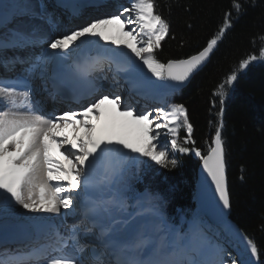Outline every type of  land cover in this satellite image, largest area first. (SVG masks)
Returning <instances> with one entry per match:
<instances>
[{"label":"snow or ice","instance_id":"6c2138e0","mask_svg":"<svg viewBox=\"0 0 264 264\" xmlns=\"http://www.w3.org/2000/svg\"><path fill=\"white\" fill-rule=\"evenodd\" d=\"M155 9L154 0H130V6L119 14L95 19L60 37L50 38L46 41L47 48L52 50L50 55L58 56L69 53L73 46L75 50L89 43V37L111 39L113 44H123L128 51L121 48L117 52L101 46L94 61L76 66L78 77L86 78L105 64L109 68L115 64L118 71L144 76L145 86L154 84L144 74L145 68L160 81H186L207 61L232 27V10L238 18L243 5L233 0L232 10L224 13L218 31L197 54L167 63L160 62L155 51L168 36L169 23ZM127 25L135 27L126 31ZM110 31L130 39L117 40L105 35ZM33 39L30 34L15 30L9 38L0 39V53L8 47H27ZM48 59L47 55L41 57L39 63L30 64L28 71H35ZM258 59V55L248 54L218 85L214 95L220 98L219 119L206 154L199 148L184 146L195 145V141L191 139L193 125L183 104L138 112L131 106L121 110L118 94L111 98L103 95L81 113L66 111L57 116L44 113L38 107L33 89L24 79H0V212L6 213L19 205L30 213L62 214V210H71L81 216L66 232L54 229L34 244L0 252V264H238L236 257L225 259L229 256L227 250L207 235L200 222L193 221L186 231L169 226L154 203L157 199L154 194L132 193L122 169H111L98 178V168L102 161L113 157L136 162L140 157H147L157 165L175 168L177 161L169 159V150L158 147L164 135L170 137L172 150L194 152L200 157L223 208H230L222 136L224 99L238 79V71L247 69ZM13 62L28 63L25 60ZM106 103L112 106L111 124L97 139L93 134L103 123L102 108ZM181 128L186 135L183 143H178ZM132 132L136 133L134 137ZM53 144L58 156L53 152ZM101 185L105 194L98 197L94 193ZM130 199L136 201L135 215L127 211ZM145 204L149 205L148 212L156 217L154 225L151 229L147 225L133 227L137 217L145 214ZM125 227L131 231L121 239ZM85 234L93 236L95 243H84ZM244 240L245 252L239 264H264L257 244L247 237Z\"/></svg>","mask_w":264,"mask_h":264},{"label":"trees","instance_id":"16d2710c","mask_svg":"<svg viewBox=\"0 0 264 264\" xmlns=\"http://www.w3.org/2000/svg\"><path fill=\"white\" fill-rule=\"evenodd\" d=\"M154 2L156 12L169 23V34L156 50V57L167 62L189 57L205 47L223 23L224 13L232 10L233 0ZM239 2L243 10L238 18L232 10V27L218 42L210 62L176 94L175 101L185 106L193 125L191 139L195 145L184 146L199 148L206 154L219 119L220 98L214 95L218 85L248 54L258 55L256 62L238 71V79L228 89L223 105L222 136L229 180L230 220L257 244L260 260L264 261V56H261L264 52V0ZM185 135L182 134V139ZM174 154L175 168L129 167L125 180L136 195L143 191L154 194L157 198L154 202L168 218L179 222L181 214L191 217L197 213L195 183L200 159L191 152L174 150ZM169 159L173 158L169 156Z\"/></svg>","mask_w":264,"mask_h":264},{"label":"rangeland","instance_id":"374dc122","mask_svg":"<svg viewBox=\"0 0 264 264\" xmlns=\"http://www.w3.org/2000/svg\"><path fill=\"white\" fill-rule=\"evenodd\" d=\"M75 1V0H74ZM115 0H107V1H103V4H98V5H90V6H83V9H82V11L80 12V14H79V16H78V18H72V21H74L75 20V23H73V22H70L69 24L67 23L69 20L67 19V15L65 14V18L67 19L66 20V22L64 21V19L62 18V15L60 14V8H59V6L58 5H55L53 2V0H41V2H44V9L45 10H50L51 8H53L52 9V13H50L49 15H47V16H45V15H43V16H45V18H46V21L48 20V22H49V24H50V29L47 31V32H45V33H43V34H39V33H36L34 30H31V31H23V30H21L19 27H18V23H19V21H21L22 20V18L24 17V16H20V17H18L17 18V16L18 15H16V11H14L15 12V15H13L14 13H11V17H8V14H9V12H8V10H5L4 8H1L0 9V20H1V23L0 24H2V25H0V27L2 28V29H0V39H5V38H9V36H11V33L13 32V31H15V30H20V31H23V32H25V33H28V34H30L31 36H33V37H35L36 35H38L39 37L41 36V38H45V37H48V35H56L57 36V33H55V32H60V28L62 27V25H63V27H62V30H64V31H66V29L65 28H67V26L68 25H73V24H75V25H78V26H74V27H72V28H70V29H68V30H72V29H74V30H76V29H78V28H80V27H82L84 24H82L83 22H84V20L87 18V17H89V16H91L92 14H97V13H100V12H102V11H108L109 13H112L114 10L112 9L113 7H111L110 5H112L111 3L112 2H114ZM121 1V3H124L125 2V0H120ZM117 3H120V2H117ZM109 5L108 7H103L104 5ZM130 4V3H129ZM53 5V6H52ZM56 7H55V6ZM58 6V7H57ZM130 6V5H129ZM57 8V9H56ZM5 10V11H4ZM1 11H4V12H1ZM120 11L121 10H117L116 11V13L117 14H119L120 13ZM56 12V13H55ZM108 13V14H109ZM10 15V14H9ZM58 15V16H57ZM29 16V15H28ZM13 17V18H12ZM16 17V18H15ZM22 17V18H21ZM122 19H124V17H121ZM16 19V20H15ZM19 21H18V20ZM8 21H10V22H8ZM17 21V22H16ZM65 22V23H64ZM4 25H7V26H4ZM67 25V26H66ZM7 27V28H6ZM132 27H135L134 25H127L126 26V31L127 30H130ZM4 28H6V30L4 29ZM69 28V27H68ZM5 30V31H3L2 32V30ZM67 30V33H69V32H71V31H68ZM74 30H72V31H74ZM2 32V33H1ZM50 32V33H49ZM54 32V33H53ZM8 33V34H7ZM61 34V33H60ZM62 35H64V34H62ZM62 35H60V36H62ZM105 35H108V36H110V37H112V38H114V39H117V40H119V39H130V38H128V37H121V36H119V35H117L114 31H110V32H106L105 33ZM37 36V37H38ZM60 36H58V37H60ZM167 37V36H166ZM165 37V38H166ZM46 39V38H45ZM90 42L89 43H86V44H84V45H81V47L80 48H78V49H75V50H73L74 48H75V46H73V48H70L69 49V53H67V54H62V55H50V53L52 52V50H50V53H45V56L47 55L48 57H49V59H48V62L46 63L48 66H50V68H45V70L43 69L44 68V65H40V67H39V69H40V72H41V75L40 76H37V75H35L34 73L32 74V76L33 77H35V79L37 80V82L39 81V85H42L43 83H44V78L42 79V77L44 76V75H48V73H49V69H51V67H52V64L54 63V61H56V60H61V61H65L66 59H69V58H72L73 56H78V54H79V52H81L82 51V49L83 48H89V49H91V48H93L94 47V49H99L102 45H104V46H107V47H110V48H112V49H115L117 52L121 49V48H124L125 50H127L126 49V47L123 45V44H113L112 42H111V39L110 40H108V41H105V40H102V39H99V38H97V37H89V38H87ZM162 42V41H161ZM77 43H79V42H77ZM89 46H92V47H89ZM15 48H17V47H8L7 49L8 50H11V51H13ZM160 48V47H159ZM158 48V49H159ZM17 50V49H16ZM157 50V49H156ZM73 55V56H72ZM155 55H156V51H155ZM43 57V56H42ZM64 58V59H63ZM157 58V57H156ZM158 59V58H157ZM159 60V59H158ZM160 62H162V63H166V62H163V61H161V60H159ZM39 62H40V59H39ZM38 62V63H39ZM48 72V73H47ZM130 73V72H129ZM131 75H132V77L134 78V79H136L135 77H137L138 79H140V80H143L144 79V76H136V75H134L133 73H130ZM144 74L146 75V77L147 78H150L152 81H154V84L153 85H151V86H154V87H158L156 84H155V81H156V79L154 80L151 76H149V74L147 73V72H145V70H144ZM150 75H152V74H150ZM145 90H148V89H145ZM150 90H152V89H150ZM163 90V87H161V88H158L157 90L155 89V90H153L152 92L154 93V97H156L157 98V106H156V108H159V107H165V108H167V107H169V106H171V105H174V104H177V103H175L174 101H173V98H174V94L173 95H171V94H167V93H165V94H167V95H169V96H167V95H162L161 93H164V91H162ZM150 94V93H149ZM105 95V94H104ZM100 96H103V94H101V95H99L98 97H100ZM112 96H114V95H112ZM97 97V98H98ZM111 98V97H110ZM135 98V97H134ZM160 99H162V101L160 100ZM139 99H137V102H138V104H139V101H138ZM160 100V101H159ZM145 103H147V105H150V103H152V101H151V99L150 98H148V100H143ZM128 103H129V101H126V104L125 105H123V106H121V110H123L124 109V107L125 106H127L128 105ZM130 104V103H129ZM146 105V106H147ZM128 106H131V107H134V105H128ZM135 108V107H134ZM136 109V108H135ZM145 109V107H143L142 109H140L139 108V106H138V112H140V111H142V110H144ZM146 112V111H145ZM148 112H150V111H148ZM156 114L155 113H153V116H155ZM79 119V118H78ZM110 124H111V118L108 116V113L106 114V113H104V116H103V123L102 124H100V125H98V127H97V130H96V132L93 134L94 135V137H96V134H98V131H100L101 133V136L107 131V129H108V127L110 126ZM103 132H102V131ZM67 131L68 132H70V131H72L71 130V128H68L67 129ZM83 129H81V134H83ZM183 133H185L186 134V131L183 129V128H181V130H180V134H179V138H178V141H180V142H182L184 139H182V134ZM131 135L134 137L135 135H136V133L135 132H132L131 133ZM169 139H170V137H167V136H164V135H162L161 137H160V141H159V145H158V147H163V148H165V149H168L169 150V156H171L172 158H175V154H174V152H173V150L170 148V145H169ZM183 143V142H182ZM202 153V152H201ZM191 154L196 158V159H200V157H198V156H196L195 154H194V152H191ZM133 156H135V155H137V154H135V153H133L132 154ZM114 159H115V161H114V163H112L113 165H112V167H110V168H108V167H104L103 166V168L101 169V171L99 170L98 171V173H99V177L98 178H102L103 177V175L106 173V172H108L109 170H111V169H122L123 171H124V173L126 172V170H128L129 169V167H132L133 169H135V168H141V170L142 169H149L150 167L152 168V165H153V167L155 166V168L156 169H158V167H160L161 165H157L155 162H153V161H151L149 158H147V157H140V160H139V162H136V161H131V160H127V159H125V158H122V157H114ZM141 174V173H140ZM66 184H67V182H66ZM101 187L103 188V185H101ZM103 190H104V188H103ZM142 193H144V192H142ZM147 193V192H146ZM104 194H105V190H104ZM148 194V193H147ZM131 200V199H130ZM128 205H129V207H128V209H127V211L128 212H130V213H132L133 215H135L136 214V211H137V209H136V207H135V205H136V201L135 200H131V202L130 201H128ZM148 209H149V205L148 204H145L144 205V211H145V215H143V217L146 219V220H150V216L148 215L149 214V212H148ZM158 209H159V213H160V215L163 217V219H165L166 220V222H167V224L169 225V226H171V227H174V228H179V229H181V230H187L189 227H190V225L192 224V222L193 221H198V222H200L203 226H204V228H205V231L207 230V219L206 220H201L200 219V217H199V214L200 213H198V215H195V216H193V218H186V217H181L180 219H179V221H180V224L179 225H175L174 223H172L171 221H169L167 218H166V216H165V214H164V212L158 207ZM70 212H72V211H69V213ZM77 213H78V211H77ZM71 215H73V214H71ZM60 216L61 215H59V218H60ZM165 216V217H164ZM21 217H23V218H21ZM139 217V216H138ZM137 217V218H138ZM28 217H27V210H24V209H22V208H16V205L13 207V208H11V209H9L6 213L5 212H0V231H4L6 228V226H11V225H16V226H18V225H20V224H22V221H27L28 222V224L29 223H31L33 220V217H32V219H27ZM57 218H58V215H57ZM59 218H58V220H59ZM24 219V220H23ZM80 220V219H79ZM21 221V222H20ZM35 221V220H34ZM32 222L31 224H29V228H31V230H34V225H35V223H36V221L35 222ZM155 223V222H154ZM223 231H226V234H223L224 236H225V238L227 239H229L230 241H232L233 242V248H234V252H232V251H230L229 252V258L227 259V260H229V259H231V257H236L237 258V262H238V264H239V259H240V256H241V254H243L244 252H245V240L241 237V235L237 232V230H236V228L235 227H233L234 226V224H233V226L231 225V223H225V224H223ZM3 230H2V229ZM126 228V227H125ZM124 228V229H125ZM124 229H123V231H124ZM210 238L211 237H214L212 234H209L208 235ZM212 239V238H211ZM227 239V240H228ZM225 248H226V246H225Z\"/></svg>","mask_w":264,"mask_h":264},{"label":"bare ground","instance_id":"6f19581e","mask_svg":"<svg viewBox=\"0 0 264 264\" xmlns=\"http://www.w3.org/2000/svg\"><path fill=\"white\" fill-rule=\"evenodd\" d=\"M69 1H72V3H73V1L74 0H69ZM107 1V0H106ZM58 3H56V2H54V4L55 5H58L59 6V8H60V10H62L63 8H65V7H61L60 5H63L64 3H65V5L67 6V4L69 3L68 2V0H58L57 1ZM74 3H77V2H75L74 1ZM130 4H128L127 6H129ZM0 6H3L2 8H4L5 10H8V12H9V14H8V17H11V13H14L13 15H15V12L14 11H16V15H18L17 16V18L18 17H20V16H24L23 18H22V20L21 21H19L18 19V21H19V23H18V27L21 29V30H23V31H31V30H34L36 33H39V34H43V33H45V32H47L49 29H50V24H49V22H48V20L46 21V18H45V16H47V15H49L50 13H52V9L53 8H51L50 10H45L44 9V2H41V0H0ZM57 6V7H58ZM56 7V6H55ZM1 9V8H0ZM57 9V8H56ZM83 9V8H82ZM4 10V11H5ZM81 10V9H80ZM75 11V12H73V13H68V14H66L67 15V19L69 20L67 23L69 24L70 22H73V23H75V20L74 21H72V18H78V16H79V14H80V12L81 11ZM4 11H1V12H4ZM29 15V16H28ZM43 15H45V16H43ZM13 18V17H12ZM16 18V17H15ZM16 20V19H15ZM8 22H10V21H8ZM17 22V21H16ZM0 23H1V20H0ZM0 25H2V24H0ZM75 27L76 26H78V25H75V24H73ZM73 25H66L67 26V28H65L66 29V31L68 30V29H70V28H72V27H74ZM4 26H7V25H4ZM8 27V26H7ZM6 27V28H7ZM69 27V28H68ZM6 28H4L5 30H6ZM0 29H2L1 27H0ZM2 30V32L3 31H5V30ZM72 30H74V29H72ZM72 30H68V31H72ZM50 33V32H49ZM8 34V33H7ZM10 37V36H9ZM41 37V36H40ZM39 40V36L37 37V36H35L34 37V39L32 40V42H37ZM102 46H104V45H102ZM28 47V46H27ZM89 47H92V46H89ZM104 47H107V46H104ZM17 49V50H16ZM95 51H98L99 53H100V51H101V47L99 48V49H97V50H95L94 49V47L93 48H91V49H89V48H83L82 49V51L79 53V55L78 56H73L72 58H69V59H66L65 61L63 60V61H60V62H57L58 60H56L54 63L55 64H57L58 63V65H55V66H66V67H70L71 65H75V64H78V62L80 61H78V59L80 58V59H82V58H85V57H88V56H90L93 52H95ZM125 51H128V50H125ZM93 55V54H92ZM25 56V53L23 52V49H21L20 50V47H17V48H15L13 51H11V50H8L7 48L3 51V53H0V74L1 73H3V72H5V70H7V69H9L10 68V64H13L14 62V60H16L17 58H19V57H21V58H25L24 57ZM64 59V58H63ZM60 60V59H59ZM13 62V63H12ZM54 63H53V65H54ZM26 66H28V63H27V65ZM48 66H47V64H45L44 65V70H45V68H47ZM99 69H103V66L101 67V68H99ZM98 69V70H99ZM145 70V72H147L148 74H149V76H151L152 78L154 77V76H152V75H150L151 73L150 72H148L147 71V69L145 68L144 69ZM36 71H37V73H39L40 75H41V72H40V69L38 68V69H36ZM43 75V74H42ZM41 75V76H42ZM27 76V75H26ZM136 79L134 80V83L138 86V89H139V91L141 90V89H143V90H145V89H148L147 91H153V90H157L158 88H161V87H163V84H164V81H160V80H158L156 77H154L153 79L155 80L156 79V81H155V84L158 86V87H154V86H145L143 83H142V81L143 80H140V79H138L137 77H135ZM31 79H34V78H31ZM150 89H152V90H150ZM111 91V90H110ZM114 91V90H113ZM138 91V90H137ZM165 92V91H164ZM97 93H99V91L97 92ZM96 93V94H97ZM149 93V92H148ZM147 93V94H148ZM141 94H145L144 96H140L139 97V95H134V99H139L138 101H139V108L140 109H142L143 107H145L146 105H147V103H145L143 100H148V96L149 95H147L146 93H141ZM106 95H109L110 97H112V94H110V92H107V94ZM93 97V96H92ZM122 97V96H121ZM34 98V97H33ZM125 99L124 100H122L121 101V106H123V105H125L126 104V101H129V102H131V99L129 98V97H124ZM129 104V103H128ZM138 106H137V108L135 109L134 107H132V108H134L135 110H137V111H139L138 110ZM49 111H51V109L49 110ZM102 111H103V113H108V116L111 118V116H112V106L111 105H109V104H105L104 106H103V108H102ZM77 113H81L82 111H76ZM46 113V112H45ZM78 118H79V116H78ZM70 128V127H69ZM102 131V130H101ZM103 132V131H102ZM69 133V136H70V138H71V136H72V131H70V132H68ZM101 132L100 131H98V134H96V137L95 138H97V139H99L100 137H101V134H100ZM52 148H53V152H54V154L55 155H59V152H57L56 151V145L55 144H53L52 145ZM60 151H63L62 149L60 150ZM60 159L61 160H63V157H60ZM114 161H115V159H114V157L113 158H111V159H109V160H105V161H102L101 162V164H100V166H99V168H98V171L100 170L101 171V169L103 168V166L105 167H108V168H110V167H112V163H114ZM66 163V162H65ZM66 182L67 181H64V183L66 184ZM97 192H99L100 193V195L99 196H101V195H104V190H103V188L102 187H100V189L97 191ZM98 193V194H99ZM16 208H20V206L19 205H16ZM69 211H71V210H62V214H47V213H40V214H36V213H30V212H27V217L29 218V219H32V217H33V221L35 220L36 221V223H35V225H34V230H31V228H29V224H31V223H29L28 224V222L27 221H22V224H20V225H18V226H16V225H11V226H6L5 228V230L4 231H0V240L1 239H3V238H8V239H10L11 237L13 238V240H17V239H19V238H24V237H30V238H32L33 239V237H39V235H42L45 231H52V230H65V228H66V226H65V224L61 221V217H63L64 216V214H67L68 216H70L71 218L73 217L74 219H72V221L74 220V221H76L75 222V224L76 223H78L79 222V219H81V218H79V217H77L76 215V213H73V212H70L69 213ZM66 212V213H65ZM71 214H73V215H71ZM57 215H58V218H59V215H61L60 216V218H59V220H58V218H57ZM145 215V214H144ZM149 216H150V220L148 221V220H146L144 217H143V215H141V216H139L137 219H136V222H135V224L133 225V227H136V226H138V225H147L148 227H149V229H151L152 228V226L154 225V222L156 221V217H154V216H152L150 213L148 214ZM37 217H48V219H38ZM21 218H23V217H21ZM27 218V219H28ZM24 220V219H23ZM165 220V219H164ZM34 221V222H35ZM166 221V220H165ZM21 222V221H20ZM224 224L225 223H231V225L233 226V224H232V222L230 221V220H227V221H224L223 222ZM233 227H235L236 228V230H237V232L241 235V237L244 239V237H246L239 229H238V227H236V226H233ZM2 229V228H1ZM68 229H70V227L68 228ZM3 230V229H2ZM131 231V229H129V228H125L124 229V231L122 230V233H121V236H120V238L121 239H123V238H126V235L129 233ZM85 235H87V234H85ZM84 235V236H85ZM89 237H93V236H90V235H88ZM41 238H43V237H41ZM19 243V241L17 242V241H15V242H11V243H9V245L10 246H8V245H4V244H0V247H4L3 249H8V248H10V247H15L17 244ZM23 245H25V243H23ZM24 246H21V248H23ZM2 249V248H1Z\"/></svg>","mask_w":264,"mask_h":264},{"label":"water","instance_id":"95a60500","mask_svg":"<svg viewBox=\"0 0 264 264\" xmlns=\"http://www.w3.org/2000/svg\"><path fill=\"white\" fill-rule=\"evenodd\" d=\"M217 47L210 54L207 61L198 70H196L186 81L166 80L164 83V91L180 92L183 89H185L190 84V82L193 80L195 75L198 74L200 71H202L204 67H206V65L210 62L212 55L216 51ZM187 58L188 57L176 58V59H170V60H181V59H187ZM225 171H226L228 190H229L227 165H226ZM143 194H147V193H143ZM195 198H196V204L199 207L201 213L203 215H206L213 224H218L220 222H223L229 219L230 213H231V201H230V208H227V209L223 208L222 201H220L219 199V194L216 193L215 186L211 182V178L208 176L206 170L204 169L202 160L197 170V179L195 183Z\"/></svg>","mask_w":264,"mask_h":264}]
</instances>
